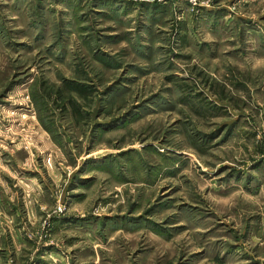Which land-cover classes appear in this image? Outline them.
<instances>
[{"label":"rangeland","instance_id":"1","mask_svg":"<svg viewBox=\"0 0 264 264\" xmlns=\"http://www.w3.org/2000/svg\"><path fill=\"white\" fill-rule=\"evenodd\" d=\"M0 264H264V0H0Z\"/></svg>","mask_w":264,"mask_h":264}]
</instances>
